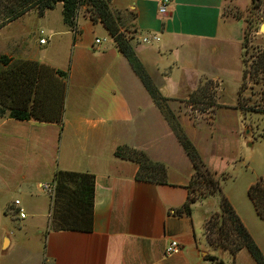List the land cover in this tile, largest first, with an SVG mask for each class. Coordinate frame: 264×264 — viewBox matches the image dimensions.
Wrapping results in <instances>:
<instances>
[{
  "label": "crops",
  "instance_id": "1",
  "mask_svg": "<svg viewBox=\"0 0 264 264\" xmlns=\"http://www.w3.org/2000/svg\"><path fill=\"white\" fill-rule=\"evenodd\" d=\"M158 2L109 0V8L118 13L119 31L207 169L225 174L235 167L221 193L264 257V221L247 196L248 187L264 177V157L249 174L240 161L244 148L255 145L246 117L259 113L239 103L244 23L223 15L222 0H168L163 15L157 13ZM83 11L77 15L88 21L85 29L75 18V33L70 32L67 75L75 84L61 124L0 117V264H256L244 248L231 256L207 246L203 223L218 212V200L203 209L202 217L194 214L197 201L189 215L175 213L186 202L192 165L112 39ZM93 25L107 40L102 38V47L89 43L95 49L90 53ZM144 36L159 40L144 44ZM23 43L0 55L10 62L48 65L28 57ZM260 114L264 117V111ZM121 146L162 163L164 183L137 180L138 165L114 156ZM56 171L93 176L89 231L51 225L55 188L49 194L39 184L53 182ZM44 216L43 230L29 235L23 225L14 229L15 222L25 220L28 227L38 226ZM169 240L180 244L177 254H164Z\"/></svg>",
  "mask_w": 264,
  "mask_h": 264
},
{
  "label": "trees",
  "instance_id": "2",
  "mask_svg": "<svg viewBox=\"0 0 264 264\" xmlns=\"http://www.w3.org/2000/svg\"><path fill=\"white\" fill-rule=\"evenodd\" d=\"M57 4L61 5L63 23L73 33H75V18L81 8L89 15L92 22H99L102 25L153 103L162 110L169 122L193 171L187 185L186 202L176 209L175 213L189 215L190 206L196 201L208 196H216L218 212L209 214L203 223V237L207 246L213 251H227L231 256L244 248L256 264H264V257L259 248L221 193L225 176L216 175L207 169L191 141L174 121L166 107V100L159 95L127 39L119 31L118 13L110 10L109 0H0V28L30 10L42 16L45 11L52 10ZM251 57V76H257L259 73L264 75V49ZM0 65V117L61 124L65 91L63 81L66 72L35 61L10 62L4 55H0ZM244 74L245 70L243 77ZM262 81L264 83V79ZM262 138L264 139V135ZM125 151L136 157L126 156ZM114 156L133 161L138 165L135 174L137 180L164 183V165L151 161L142 151L121 146L115 149ZM147 173L149 177V174H152L157 178L143 176ZM53 182H55V192L51 225L63 230L89 231L92 218L93 176L56 171ZM247 196L258 217L264 221V177L248 187ZM207 259L217 260L215 256H208Z\"/></svg>",
  "mask_w": 264,
  "mask_h": 264
},
{
  "label": "rangeland",
  "instance_id": "3",
  "mask_svg": "<svg viewBox=\"0 0 264 264\" xmlns=\"http://www.w3.org/2000/svg\"><path fill=\"white\" fill-rule=\"evenodd\" d=\"M83 9V8H81ZM81 12V10H80ZM222 13L226 17L241 19L244 23V70L245 74L240 85L239 90V103L243 109L251 112H259L246 117V122L252 126L253 139H255V145L253 147H245L243 154L240 156V161H243V172L250 173L252 167L258 164V162L264 157V117L260 112L264 111V75L259 73L257 76H251V55H256L258 51L263 50L262 44H264V30H260L261 25H264V0H222ZM89 16V15H88ZM78 27L85 29L88 21H85L81 15H76ZM94 30V34L89 35L87 45L89 43L94 44L95 39L107 40V37L102 35L99 27L93 25L91 27ZM42 30V35L38 32ZM70 29L63 23L61 16V7L56 5L52 10L46 11L45 15L39 17L37 13L31 11L28 15L20 18L11 25L4 26L0 30V51H8L15 46V44L23 43L31 54L28 53V57L46 63L53 66L63 72L67 73V68L70 67V49L71 38ZM39 38L46 40L45 45L40 46ZM92 44L88 49L90 53H94ZM105 43H101L102 47ZM38 49L44 50L43 53ZM69 66V67H68ZM76 78L74 79V82ZM64 100H63V113L67 95L71 91L73 78L71 74L64 78ZM126 152V151H125ZM126 156L134 158V154L126 152ZM235 167L230 166L228 172L224 175L226 180L229 176H233L235 173ZM146 173V172H145ZM143 176L151 179L157 177L149 174ZM234 182V181H231ZM217 201L216 196H208L198 200L194 205V214L198 217H202L203 209L212 207L211 204ZM28 220V219H27ZM46 217L39 218L38 226L33 224L32 226H26L25 221L15 222V230L18 226L23 225V229L29 235L35 231L43 230L46 225ZM41 224V225H40ZM40 226V227H39ZM39 227V228H38ZM27 228V230L25 229Z\"/></svg>",
  "mask_w": 264,
  "mask_h": 264
},
{
  "label": "built area",
  "instance_id": "4",
  "mask_svg": "<svg viewBox=\"0 0 264 264\" xmlns=\"http://www.w3.org/2000/svg\"><path fill=\"white\" fill-rule=\"evenodd\" d=\"M167 3H168V0H159L158 6H157V13L159 15L166 14ZM40 35H42V32H40ZM158 40H159V38L157 36H144L141 38L140 41L144 44H147V43H151V42H156ZM103 41H104L103 39H94V44L99 45ZM45 42H46V40L43 38H40L38 41L39 44H45ZM54 188H55V185L53 182L39 184V189L44 191V192H48L49 194L53 193ZM13 204H14V206H18L19 201L15 200L13 202ZM16 214H17L18 218H20V219L24 218V216H25L24 211L19 207L17 208ZM180 249H181V246H180V244H178L177 241L169 240L168 243L166 244L165 248H164V254L167 256L174 255V254H177L180 251Z\"/></svg>",
  "mask_w": 264,
  "mask_h": 264
},
{
  "label": "water",
  "instance_id": "5",
  "mask_svg": "<svg viewBox=\"0 0 264 264\" xmlns=\"http://www.w3.org/2000/svg\"><path fill=\"white\" fill-rule=\"evenodd\" d=\"M260 30H264V25H261Z\"/></svg>",
  "mask_w": 264,
  "mask_h": 264
}]
</instances>
